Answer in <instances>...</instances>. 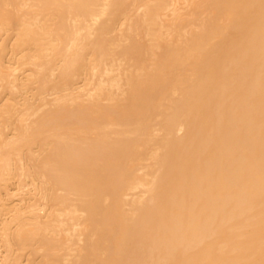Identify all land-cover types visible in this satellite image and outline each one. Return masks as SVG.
<instances>
[{
	"label": "bare ground",
	"instance_id": "bare-ground-1",
	"mask_svg": "<svg viewBox=\"0 0 264 264\" xmlns=\"http://www.w3.org/2000/svg\"><path fill=\"white\" fill-rule=\"evenodd\" d=\"M255 1L190 0L164 31L168 0L126 18L127 0H0V89L18 100L0 107V191L35 188L0 206L3 264H264Z\"/></svg>",
	"mask_w": 264,
	"mask_h": 264
},
{
	"label": "rangeland",
	"instance_id": "rangeland-1",
	"mask_svg": "<svg viewBox=\"0 0 264 264\" xmlns=\"http://www.w3.org/2000/svg\"><path fill=\"white\" fill-rule=\"evenodd\" d=\"M147 1H152V0H127V2L122 6L123 8V12L121 14L122 18H126L129 17L131 15H134L137 13V15L139 14L140 16L144 15V11H145V4L144 2ZM169 3L168 5L163 8L160 12V17H159V22L161 24L164 25V31H167L169 25H171L174 21V19L179 16V15H184L188 10H189V4H190V0H168ZM263 2V0H256L255 3L250 5V11H254L258 5H260ZM198 23V24H197ZM125 26L124 23H119L117 26L116 30H113L111 32H109V35L115 34L116 32L119 31L120 28H123ZM202 29V24L200 22H196L193 23L191 21H187V23L185 24L184 28H183V32L184 33H188L189 31L191 32H200ZM189 35V34H188ZM204 61L209 63L210 62V57L205 56L203 57ZM5 64L7 65H11V67H15L17 66V64H10L8 59L4 60ZM3 61V62H4ZM119 62H116L114 65L115 67H117V64ZM31 67H33V65L31 63H26L25 65H20L19 68H15L14 71L16 73H28L30 72ZM25 68L27 70H25ZM206 69V68H205ZM119 70L118 69H114V71H112L110 74L112 75H116L118 74ZM202 72H200L199 74H197V77H201ZM109 76L108 74H104V75H100L98 74L96 76V80H100V79H105V77ZM25 84H22L20 86V90L21 91H25L24 89ZM195 88L197 87V85L194 86ZM50 91L44 92V94L42 96L37 95V100L36 103L38 105H40L42 102L46 101V100H50L51 98L54 97V93ZM8 95L6 94V92H3L2 88L0 89V107L2 106V104L10 102V104H15L16 101H18L17 99H12L9 100L8 99ZM198 101L202 103L203 106H207L206 104V98H204L203 96L198 98ZM16 107H22L21 103H18L17 105H15ZM18 112H16L15 114V118L17 117ZM6 137H11L12 133H13V129L11 128H7L6 130ZM179 135H183L185 133V129L184 128H179L178 132ZM145 172V169H140L139 173L143 174ZM143 187H140L138 190H143ZM35 192V188H34V182L33 179L29 176H22V177H14V178H10L9 180L6 181L5 187L0 191V206H2V204H5L7 206V211L3 214L4 218H10L12 214L16 213V210H14L15 207H21L26 205L29 202L28 196L32 193ZM26 198V199H25ZM41 213L45 212V209L40 210ZM0 223H2V218L0 219ZM5 254H6V246L5 245H0V264H3L5 261Z\"/></svg>",
	"mask_w": 264,
	"mask_h": 264
}]
</instances>
